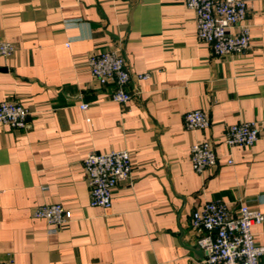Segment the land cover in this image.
Masks as SVG:
<instances>
[{
    "label": "crops",
    "instance_id": "0c3cea01",
    "mask_svg": "<svg viewBox=\"0 0 264 264\" xmlns=\"http://www.w3.org/2000/svg\"><path fill=\"white\" fill-rule=\"evenodd\" d=\"M244 1L250 48L221 57L199 41L185 0H0V40L16 46L0 57V102L30 112L26 128L0 124V262L205 264L195 210L222 201L233 216L241 204L264 214V0ZM111 49L130 71L126 104L89 67ZM198 109L210 127L188 130ZM242 121L259 122L260 139L229 148L223 137ZM204 140L217 165L197 173L191 147ZM118 150L132 177L110 209L93 207L83 161ZM45 204L72 213L57 233L33 217ZM252 231L264 246V222Z\"/></svg>",
    "mask_w": 264,
    "mask_h": 264
},
{
    "label": "built area",
    "instance_id": "2783aa9c",
    "mask_svg": "<svg viewBox=\"0 0 264 264\" xmlns=\"http://www.w3.org/2000/svg\"><path fill=\"white\" fill-rule=\"evenodd\" d=\"M196 15L197 35L200 42L221 57L242 56L250 48V25L246 21L247 4L244 0H185ZM237 28L236 32L233 29ZM16 46L0 40V57L10 58ZM93 78L103 86H112L111 98L119 104L132 99L127 91L131 76L128 64L119 49L95 52L89 58ZM140 80L148 78L141 75ZM88 105L83 104L82 110ZM29 110L18 102H0V124L15 129L27 127ZM188 130L210 127L208 114L192 110L185 116ZM262 126L259 122L242 121L228 127L223 141L229 147H253L260 139ZM190 161L197 173H203L217 165V155L210 140L196 142L191 147ZM232 164V160H229ZM84 172L90 187V204L110 209L113 193L120 182L130 180L133 161L127 150L106 153L89 152L83 161ZM33 217L44 219L51 233L59 232L72 219L71 211L61 204H45L33 211ZM264 222V214L248 205L241 204L237 214L222 201L204 204L191 216L193 229L206 235L198 245L206 253L205 264H264V246L256 242L253 226ZM0 264H14L12 259Z\"/></svg>",
    "mask_w": 264,
    "mask_h": 264
}]
</instances>
